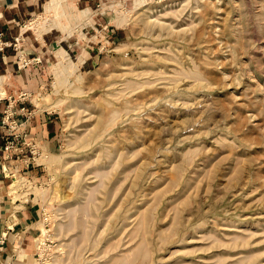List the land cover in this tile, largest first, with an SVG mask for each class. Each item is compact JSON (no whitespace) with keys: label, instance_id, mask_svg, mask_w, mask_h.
Returning a JSON list of instances; mask_svg holds the SVG:
<instances>
[{"label":"rangeland","instance_id":"374dc122","mask_svg":"<svg viewBox=\"0 0 264 264\" xmlns=\"http://www.w3.org/2000/svg\"><path fill=\"white\" fill-rule=\"evenodd\" d=\"M46 1L24 36L64 40L34 53L46 66L11 45L34 80L0 90L41 117L3 173L37 202L39 264H264V0H123L106 23L61 0L52 30Z\"/></svg>","mask_w":264,"mask_h":264},{"label":"crops","instance_id":"0c3cea01","mask_svg":"<svg viewBox=\"0 0 264 264\" xmlns=\"http://www.w3.org/2000/svg\"><path fill=\"white\" fill-rule=\"evenodd\" d=\"M41 1L0 0V40L7 44L0 50V71H2L0 74V90L4 84H10V86L12 85L14 87L11 78L19 85L17 90L24 88L30 79L32 82L34 80V68L31 67V71L21 69L22 67L20 68L21 65H19V62L15 63L13 59L12 52L15 49L12 50L10 43L14 37L18 35L23 36V53H27L28 56L33 55L32 58L34 57V53H37V50H43L47 45H53L56 41L60 43L64 40L62 37L56 36L53 32L43 34L42 42L36 37L33 31H30L32 33L24 36L28 29L23 30L25 25L22 26V23L38 13ZM114 1L117 0H75V3L77 5L80 2L83 8H79L94 13L93 16L97 11L100 12V19L95 16L96 19L106 23L107 15H103V7ZM92 19L94 20V17ZM45 51L47 49H44L43 53ZM43 55L39 59H43L45 64ZM14 58L18 57L14 55ZM4 103L6 104V101ZM22 104L24 103L20 99L19 103L14 106L17 112L16 119L22 121L21 126L18 127V131L21 133V139L16 145V149L13 148L9 151L3 150L5 140L10 138V134L16 133L17 131H12L3 125L0 119V124H2V130H0V264H39L36 251L38 235L36 236V234L39 232L40 214L37 202L34 201L33 197H29V199L25 197L23 199V196H20V198H17V191L12 190L10 186L17 175H12L10 184H8L6 176L3 175L7 169L6 163L15 164L14 162L18 161V158L14 160L13 157L18 155L19 151L25 150L33 154V151H35L34 148L38 143L41 117L34 112L28 113L29 116L27 117L26 114L22 115L18 113V108ZM3 109L4 107L0 109L1 115ZM42 125L45 126L47 137L55 134L56 127L53 118L45 116ZM23 128H26V130ZM24 145L26 147L19 148V146ZM9 156L12 158H10V162L7 160ZM35 236L36 243L34 241Z\"/></svg>","mask_w":264,"mask_h":264},{"label":"bare ground","instance_id":"6f19581e","mask_svg":"<svg viewBox=\"0 0 264 264\" xmlns=\"http://www.w3.org/2000/svg\"><path fill=\"white\" fill-rule=\"evenodd\" d=\"M60 1L61 0H47L46 1V3H45V5H44V9H45V13H52L53 11V13H55L56 14V20H55V24H50L51 26H49L50 27V30H52L54 27H58V25H60V21H59V18H60V20L62 21V22H65V23H67L66 22V18H65V16H64V13H63V9H62V6H61V4H60ZM122 2H123V0H117V1H114V2H112V3H110V4H107V5H104V7H103V12H104V10H106L109 6H111L113 9H112V11H115L114 9H115V6H119L120 7V5H122ZM147 3L145 2V0H134V9L133 10H135V9H139V8H141V7H144V8H147ZM164 5V4H163ZM150 12L149 13H151V12H154L155 10H153L152 8H150L149 7V9H148ZM132 10H129V11H127V12H124V11H119V12H117L113 17H112V20H111V22H116L117 23V25H120L119 23L120 22H118V20L120 21V20H122L123 18H125L126 16H127V13L128 12H131ZM84 12H85V16L86 17H88L90 20H93L92 19V14L89 12V11H87V10H84ZM102 12V11H101ZM151 17V16H150ZM149 17V18H150ZM51 23H52V21H51ZM88 23V22H87ZM27 28H29V27H27V26H24L23 27V30H25V29H27ZM36 29V28H35ZM38 29V34L37 35H42V34H40V33H42L41 31L43 30V31H45L44 30V28L43 27H41V26H39V28H37ZM39 38V37H38ZM52 51V54L54 55V50L52 49L51 50ZM55 57V56H54ZM57 57H55V59H56ZM51 65V68H52V72L54 73V75H55V78H57V80H58V77L60 76V73H61V71H60V65H59V63L56 61L55 63H51L50 64ZM2 77V76H1ZM3 78V77H2ZM5 78V77H4ZM60 78V77H59ZM1 81V80H0ZM1 83V82H0ZM54 86V85H53ZM41 99V98H40ZM45 100V99H44ZM34 102H35V104H36V106H40L39 104L40 103H38V101H37V97H35L34 98ZM45 102H46V100H45ZM61 114L63 115L64 114V112L63 111H61ZM111 114L113 115V116H115L116 114H117V110L116 109H112L111 110ZM119 115V114H118ZM43 157V156H42ZM107 158V157H106ZM115 162V161H114ZM76 178V177H75ZM101 182V181H100ZM22 184H24V181H23V177H15L14 178V180H13V183L10 185L11 186V188L12 189H14L15 190V188L17 187V185H22ZM98 184V183H97ZM100 184V183H99ZM13 185H15V187L13 188L12 186ZM97 186V185H96ZM94 190V189H93ZM91 191H92V189H91ZM92 194V193H91ZM87 197V196H86ZM93 200V199H92ZM86 203V202H85ZM87 205V204H86ZM83 210V209H82ZM140 218L141 219H139V224H140V222H141V224H142V226L144 225V223H145V220H146V216L145 215H143L142 217L140 216ZM141 220V221H140ZM70 223V222H69ZM138 224V223H137ZM75 227L76 226H79L80 228H82L83 227V225L84 224H82V221L81 220H79V221H76L75 222ZM86 227V226H85ZM84 228V227H83ZM82 228V229H83ZM41 236L43 237V233H45L47 230L46 229H44V228H41ZM84 230V229H83ZM82 230V231H83ZM83 233V232H82ZM84 235V238L86 239V236H85V234H83ZM83 235H82V237H83ZM39 239V238H38ZM43 239V238H42ZM243 239V238H242ZM39 245V244H38ZM42 248V247H41ZM141 255H142V253H141ZM143 256V255H142ZM125 258H123V261H122V259H121V261L122 262H124V264L127 262H125V260H124ZM128 260V259H127ZM129 263V262H128ZM127 264V263H126Z\"/></svg>","mask_w":264,"mask_h":264},{"label":"built area","instance_id":"2783aa9c","mask_svg":"<svg viewBox=\"0 0 264 264\" xmlns=\"http://www.w3.org/2000/svg\"><path fill=\"white\" fill-rule=\"evenodd\" d=\"M1 36V34H0ZM23 41V36H16L12 39L10 45L13 46V49L15 50H19L20 55H18L19 61L21 62L22 66L24 67L25 65H28V63L33 60V62H35V64L39 63L40 60L37 57H33V58H26V56L24 55V53L21 50V44L20 42ZM7 44L2 42L0 40V50L3 49V47H5ZM32 64V63H31ZM26 94H21L22 96V100H24ZM6 104L4 106V109L2 111V117H1V123L5 126H7L9 129H11L12 131H17L16 133H12L10 134V138L5 140V144L3 146V150L4 151H9L13 148H15L21 139V133L18 131V127L21 126L22 121H20L19 119H16V109H14V106L16 104V102H18V100H12V96H9L8 99H6ZM25 106L22 105L21 107L18 108V113L25 115ZM27 117V116H26ZM17 148V147H16ZM15 148V149H16ZM36 151H33V154ZM32 154V152H31ZM35 243H36V236H35ZM38 250V248H37ZM38 256V255H37Z\"/></svg>","mask_w":264,"mask_h":264}]
</instances>
